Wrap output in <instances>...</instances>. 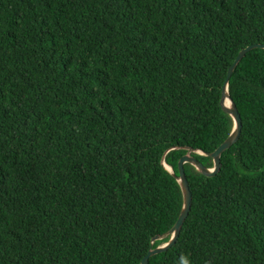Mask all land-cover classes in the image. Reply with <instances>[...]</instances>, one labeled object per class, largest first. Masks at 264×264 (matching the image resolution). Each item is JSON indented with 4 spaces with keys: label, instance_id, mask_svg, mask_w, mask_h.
<instances>
[{
    "label": "trees",
    "instance_id": "obj_1",
    "mask_svg": "<svg viewBox=\"0 0 264 264\" xmlns=\"http://www.w3.org/2000/svg\"><path fill=\"white\" fill-rule=\"evenodd\" d=\"M264 0H0V264H140L182 208L180 157L232 132ZM241 118L147 264H264V49ZM200 151V153H197Z\"/></svg>",
    "mask_w": 264,
    "mask_h": 264
},
{
    "label": "water",
    "instance_id": "obj_2",
    "mask_svg": "<svg viewBox=\"0 0 264 264\" xmlns=\"http://www.w3.org/2000/svg\"><path fill=\"white\" fill-rule=\"evenodd\" d=\"M255 48L264 49V44L249 45V46L241 49L238 52L234 61L232 62V64L229 66V68L227 70L225 83H224L222 90H221L220 105H221L222 109L226 113H228L233 120V129H232L231 134L213 152L208 154V156L212 159V162H213L212 169L205 168L194 157L190 156L189 152L192 151L191 149H188V153L185 154L184 156L180 157V159L178 160V163H177V170H178L177 181H178L179 186H180L181 191H182V208H181V211H180L174 225L172 226V228L168 232L171 235L169 241L167 243L161 245L160 247H157V248H154V249L148 251L146 253V255L141 259L140 264H147V260L150 256L155 255L157 253L164 252L167 249H169L171 246H173L175 244V242L178 238L182 223L185 220V218L188 214L189 208H190V191H189L188 183H187V180H186V177L184 174L183 165L185 163L191 164L202 175L212 177L219 171V168H220L219 155H220V153L222 151H224L225 149H227L231 144H233L237 140V138L240 134V129H241V118L239 116V113H238L235 105L233 104V102L231 101L230 97L228 96V94L226 92V82H227L228 77H229L233 67L235 66V64L248 51L255 49ZM224 96L228 99V101L230 103V106L228 108H226L223 105ZM197 153H200V151H197Z\"/></svg>",
    "mask_w": 264,
    "mask_h": 264
},
{
    "label": "bare ground",
    "instance_id": "obj_3",
    "mask_svg": "<svg viewBox=\"0 0 264 264\" xmlns=\"http://www.w3.org/2000/svg\"><path fill=\"white\" fill-rule=\"evenodd\" d=\"M223 105L228 108L230 106V103L228 101V99L224 96V100H223Z\"/></svg>",
    "mask_w": 264,
    "mask_h": 264
}]
</instances>
